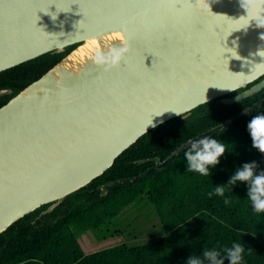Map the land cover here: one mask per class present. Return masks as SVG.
Here are the masks:
<instances>
[{
    "label": "water",
    "instance_id": "95a60500",
    "mask_svg": "<svg viewBox=\"0 0 264 264\" xmlns=\"http://www.w3.org/2000/svg\"><path fill=\"white\" fill-rule=\"evenodd\" d=\"M243 7L240 0H0V72L68 50L15 94L0 89L12 94L0 106V233L44 204L40 215L53 210L153 125L215 98L232 104L260 91L264 27L249 17H264V8ZM115 46L128 49L116 65L95 62V51ZM263 102L156 157L148 170Z\"/></svg>",
    "mask_w": 264,
    "mask_h": 264
},
{
    "label": "trees",
    "instance_id": "16d2710c",
    "mask_svg": "<svg viewBox=\"0 0 264 264\" xmlns=\"http://www.w3.org/2000/svg\"><path fill=\"white\" fill-rule=\"evenodd\" d=\"M67 52H47L1 71L0 89L11 88L15 94ZM10 96H0V106ZM263 97L264 87L232 104L215 98L195 107L186 117L177 116L153 127L121 152L100 176L68 195L53 210L40 215L47 206L44 204L1 232L0 264H186L193 254L230 247L234 242L242 243L246 249L242 264H264V213L252 211L246 184L226 189L229 205L224 204L225 197L208 195L216 185L226 184L244 163L255 161L257 172L264 171V154L252 148L247 130L253 116L264 114V102L209 136L226 146L219 163L209 166V176L186 170L187 148L148 170L156 157L163 161L183 142ZM132 176L137 177L107 185ZM103 186L107 190L100 195ZM141 199L153 205L162 235L128 245L121 240V230L109 233L104 227L125 207ZM87 230L99 233L104 244L84 250L79 235Z\"/></svg>",
    "mask_w": 264,
    "mask_h": 264
},
{
    "label": "clouds",
    "instance_id": "9594fccd",
    "mask_svg": "<svg viewBox=\"0 0 264 264\" xmlns=\"http://www.w3.org/2000/svg\"><path fill=\"white\" fill-rule=\"evenodd\" d=\"M240 4L241 6L243 4V8H248L249 11L264 8V0H240ZM249 19L255 20L264 27V17L251 16ZM127 50L126 46L110 47L107 52L97 50L94 52L93 59L100 65H116ZM247 130L251 137L252 148L264 154V114L253 116L247 124ZM189 145L185 152L186 170L202 176H209V166L215 167L219 163V158L226 152L224 143L207 136L190 142ZM257 168L258 164L255 161L237 167L227 183L216 185L214 191L208 193L209 197L213 195L225 197L226 189H232L233 186L244 183L247 187L246 197L252 211L264 213V171L257 172ZM223 202L225 205L231 203L228 197H225ZM245 251L242 243L234 242L230 247L204 249L199 255L193 254L186 260V264H224L225 260L228 264H242Z\"/></svg>",
    "mask_w": 264,
    "mask_h": 264
},
{
    "label": "rangeland",
    "instance_id": "374dc122",
    "mask_svg": "<svg viewBox=\"0 0 264 264\" xmlns=\"http://www.w3.org/2000/svg\"><path fill=\"white\" fill-rule=\"evenodd\" d=\"M109 233L121 230V240L128 245L152 241L162 235V227L151 203L144 199L125 207L111 223L104 227ZM80 243L84 250H93L104 244L100 234L87 230L81 232Z\"/></svg>",
    "mask_w": 264,
    "mask_h": 264
}]
</instances>
